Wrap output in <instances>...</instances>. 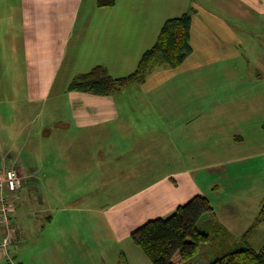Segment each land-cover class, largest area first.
<instances>
[{
  "label": "crops",
  "instance_id": "obj_1",
  "mask_svg": "<svg viewBox=\"0 0 264 264\" xmlns=\"http://www.w3.org/2000/svg\"><path fill=\"white\" fill-rule=\"evenodd\" d=\"M7 3L17 25L8 30L9 60L0 71V174L14 167L21 177L10 200L16 264H153L131 232L195 195L210 198L207 192L215 193L217 184L202 170L220 179L239 176L243 168L229 164L245 162L254 183L255 157H264V128L245 125L249 115L236 103L238 83L246 84L239 68L247 70L253 61L247 53L251 35L259 37L254 50L264 57V0H115L109 7L95 0H0V22ZM186 12L192 49L178 67L155 68L141 83L119 89V96L69 88L97 66L113 78L132 73L162 24ZM52 96L64 100L67 113L51 120L61 128L54 147L32 156L27 122L42 109L31 104ZM46 126L39 124L38 132L48 131ZM67 136L82 159L72 154V162L87 170L64 165L62 175L70 182L65 190L46 182L53 178L46 160L59 158ZM98 162H104L102 178ZM92 175L95 182L84 188ZM37 176L38 187L26 181ZM220 212L226 229L239 224L235 205L225 203ZM89 213L95 217L91 225L84 217ZM5 234L0 224V239ZM5 260L0 253V264Z\"/></svg>",
  "mask_w": 264,
  "mask_h": 264
},
{
  "label": "rangeland",
  "instance_id": "obj_2",
  "mask_svg": "<svg viewBox=\"0 0 264 264\" xmlns=\"http://www.w3.org/2000/svg\"><path fill=\"white\" fill-rule=\"evenodd\" d=\"M96 5V4H95ZM81 10H83V6H81ZM5 11H6V17L1 20L0 22V32L2 33V40L0 42V61L2 62V65L0 66V71H5L7 67V62L9 60V50L7 48V36H8V30L13 24L14 26L17 25V21H14L11 17V6L10 4L5 5ZM263 36H261L262 39ZM257 38L255 34L251 35V42L254 45H250V51H247L249 54V58L252 61V64H250L247 67V70H243L242 68H239V72H242L240 75V79L245 83H238L240 87V98H238L236 107H240L241 110H245L247 113L246 115H249V122H246L245 125H249L250 127L252 125L256 127H262L264 128V57L263 52L260 50H254L256 45ZM244 52V50H243ZM191 53V52H190ZM241 55V52H240ZM142 56V55H141ZM140 56V58H141ZM242 56V55H241ZM202 57V56H201ZM245 57V56H244ZM262 60L260 61V58ZM139 58V60H140ZM259 58V60H257ZM260 61V62H259ZM256 65V66H254ZM257 73H260L259 76H256ZM253 76L248 78V76ZM244 76H246L244 78ZM123 77V76H122ZM248 78V81H247ZM116 94L119 96L120 93L118 90H116ZM247 94H250L248 96ZM250 97V98H248ZM253 97V98H252ZM16 102V101H15ZM27 106V102H26ZM41 107L42 112L38 114L37 117L34 118L33 114L30 115V121L27 122L30 123L28 128L26 129L29 132L31 128L32 133V145H31V154L32 156L40 155V151L46 148V145L50 148H53L55 144H53L56 140L55 132L58 131V129H61L58 124H55L57 121H60L62 118V115L67 113V106L63 99L57 98L56 96H52L49 100H46L45 102H37L32 103L31 108H38ZM56 112V115L49 114L50 111ZM18 110H14V112H17ZM225 114H231L228 111L225 112ZM223 115H219L220 119H223ZM13 117V114L11 118ZM242 117V112H241ZM3 119V118H2ZM51 120L55 121V123H51ZM19 121V120H18ZM18 121H15V125L19 124ZM45 122L46 127L49 129L48 131L41 130L39 131V124ZM243 126H241L242 128ZM250 131L248 132V136L250 135ZM48 132V134H46ZM241 136V134H239ZM245 140L248 139L247 136L244 137ZM264 141V139H263ZM264 143V142H263ZM44 145V146H42ZM63 148L65 149L63 153H60L59 150V158L57 160H46L48 170L53 173V178L46 180V182L50 183L54 181L53 187L54 188H63L67 189L70 186V182L68 181V177L66 175H62L65 172L64 165H69L71 170L76 171H86L87 166L86 164H83L82 162L73 163L72 158L74 152L72 147L70 146L69 137L63 139ZM44 153V152H43ZM50 152H48L49 155ZM44 155V154H43ZM47 155V154H45ZM52 153L50 154V156ZM72 155V156H71ZM77 157L78 160H82L77 154H74V158ZM88 158V157H87ZM264 157L260 158L255 157L256 162V169L255 172L257 174V178L255 179L254 183H251L252 180L248 177V173H246L248 169V165L245 162L241 163H231L229 164V167L234 170L235 168H243V171L241 170V175H231L228 177H224L220 179L219 174L217 176L212 175L213 172L209 173L205 170H202L200 173L201 175L208 174L209 182L216 183L217 189L215 190V193L208 191L210 196V201L212 208H214L216 212L215 220L219 223V214H221V210L223 209V204L228 203L232 206L235 205V209L239 211L238 216V222H233L234 225L228 229L229 234L231 237H233L234 242L241 244L242 246H249L254 249H262L264 248V218L261 220V224L252 227L254 222L259 217L260 211L258 210L261 208L262 203L264 202ZM92 157L90 156V160ZM100 164V168L98 171V177H103L102 175V164L104 162H98ZM98 164V166H99ZM89 167H93L95 165V161L93 163H89ZM89 168V169H90ZM59 173L60 178H55V174ZM258 173L261 175L258 177ZM214 176V177H212ZM39 178L38 176L36 178L28 179L26 180L28 183H34L36 187L39 186ZM202 182V178L199 179ZM217 181V182H216ZM95 182V176H90L89 182L84 183V188L88 183H94ZM49 184V186H50ZM27 188V187H26ZM237 192H240V194H237ZM17 194V193H16ZM34 204V203H33ZM15 205H17V202H15ZM39 205V203L37 204ZM260 207V208H259ZM29 209L33 210V206L31 205V202H29ZM256 216V217H255ZM89 220V224L94 221L95 217L94 214L89 213V216H84ZM255 217V218H254ZM77 218H82L78 217ZM232 220H230L231 222ZM232 223V222H231ZM251 223V225H250ZM201 227L205 229L206 225L203 220H201L200 223ZM250 225V226H249ZM75 221L74 223L70 224V233L75 232ZM225 227V226H224ZM228 227V226H227ZM252 227V228H251ZM245 235V236H244ZM94 244L91 243L90 247H92ZM219 240L212 238L211 241L208 243H203L201 245L200 251L195 256L191 257L187 261H185L183 264H210L216 257L219 256ZM91 249H89L90 252ZM13 254V252H12ZM94 255V253L91 254V256ZM90 256V255H89ZM3 262V261H2ZM6 262V260H5ZM7 263V262H6ZM5 263V264H6Z\"/></svg>",
  "mask_w": 264,
  "mask_h": 264
},
{
  "label": "trees",
  "instance_id": "obj_3",
  "mask_svg": "<svg viewBox=\"0 0 264 264\" xmlns=\"http://www.w3.org/2000/svg\"><path fill=\"white\" fill-rule=\"evenodd\" d=\"M99 7H109L115 0H95ZM191 13L167 19L160 27L155 43L142 54L136 69L113 78L105 67L97 66L69 84L71 89L108 95L127 85L141 83L155 68H176L191 52ZM264 218V202L257 226ZM205 222V229L200 225ZM251 227V228H252ZM133 242L153 264H183L199 253L201 245L212 238L219 240V256L210 264H264V248L254 249L234 242L228 230L216 222L208 197L195 195L169 215L146 221L131 232Z\"/></svg>",
  "mask_w": 264,
  "mask_h": 264
},
{
  "label": "built area",
  "instance_id": "obj_4",
  "mask_svg": "<svg viewBox=\"0 0 264 264\" xmlns=\"http://www.w3.org/2000/svg\"><path fill=\"white\" fill-rule=\"evenodd\" d=\"M20 187L21 177L17 168H6L0 174V224L6 229V234L0 239V253L4 255L7 264H16L10 254V245L16 242L14 228L10 224L12 209L10 200Z\"/></svg>",
  "mask_w": 264,
  "mask_h": 264
}]
</instances>
